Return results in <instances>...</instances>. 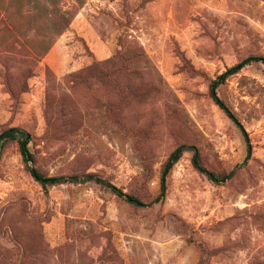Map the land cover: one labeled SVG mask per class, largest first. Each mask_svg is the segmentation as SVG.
<instances>
[{"label": "rangeland", "instance_id": "374dc122", "mask_svg": "<svg viewBox=\"0 0 264 264\" xmlns=\"http://www.w3.org/2000/svg\"><path fill=\"white\" fill-rule=\"evenodd\" d=\"M250 56L264 57V0H0V134L27 131L28 165L49 177L125 195L93 181L46 193L6 143L0 264H264V66L218 81L248 160L210 96ZM190 146L231 178L200 175Z\"/></svg>", "mask_w": 264, "mask_h": 264}, {"label": "trees", "instance_id": "16d2710c", "mask_svg": "<svg viewBox=\"0 0 264 264\" xmlns=\"http://www.w3.org/2000/svg\"><path fill=\"white\" fill-rule=\"evenodd\" d=\"M55 9L52 10V13H54ZM60 21L64 22V24H69V17L66 12L60 14L59 16ZM62 31H60L61 33ZM58 33V34H60ZM262 64L264 66V57L263 56H250L246 59H244L242 62L237 64L236 66L228 69L221 77L218 78L217 81H214L210 87V96L215 102V104L218 106V108L226 115V117L235 124L238 129L241 130V132L244 135L246 145H247V156L246 160H248L252 156V145L251 141L245 131V128L243 127L242 123L239 121L235 113L229 108V106L221 99V97L218 94V88L221 83L227 81L231 76H234L238 73H240L243 69L253 65V64ZM91 70V73L95 77L100 75V71H102L103 67L99 63H95L89 68ZM218 81H221L219 83ZM8 142H16L19 145L21 156L24 160V162L28 165L30 163V160L32 163H35V157L31 154L29 150V144L32 142L31 135L20 128H11L8 129L0 134V148H2L6 143ZM189 150L193 152L192 157V164L194 169L202 176L206 177L210 182L214 184H220L228 179L231 178L232 173L225 174V173H219L214 172L210 169H208L204 162L202 155L199 151V149L196 146H190ZM180 159V155L177 153H174L168 161L165 163L162 174H161V182H160V197L165 196L166 188H167V178L175 165L178 163ZM28 171L30 172L31 176L34 178L36 182H38L41 187L45 190L46 193L49 192V190L55 186L67 184V183H85L89 181L96 182L108 189H110L114 194H116L119 197L125 196L123 192L118 189L116 186L111 184L109 181L102 179L95 175H86L85 177L80 176H73V177H49L42 173L37 168L27 166ZM127 199L136 205L145 206L148 203L143 202L141 199L137 198L136 196H127Z\"/></svg>", "mask_w": 264, "mask_h": 264}, {"label": "water", "instance_id": "95a60500", "mask_svg": "<svg viewBox=\"0 0 264 264\" xmlns=\"http://www.w3.org/2000/svg\"><path fill=\"white\" fill-rule=\"evenodd\" d=\"M30 162H31V160H30Z\"/></svg>", "mask_w": 264, "mask_h": 264}]
</instances>
